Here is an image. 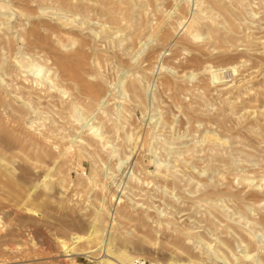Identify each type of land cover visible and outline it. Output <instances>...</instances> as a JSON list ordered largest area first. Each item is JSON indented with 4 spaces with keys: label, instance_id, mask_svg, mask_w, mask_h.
Returning a JSON list of instances; mask_svg holds the SVG:
<instances>
[{
    "label": "rangeland",
    "instance_id": "rangeland-1",
    "mask_svg": "<svg viewBox=\"0 0 264 264\" xmlns=\"http://www.w3.org/2000/svg\"><path fill=\"white\" fill-rule=\"evenodd\" d=\"M76 58L101 85L91 98L63 75ZM119 198L176 199L218 256L264 260V0H0V264H101L100 250L68 251L71 237ZM116 222L111 233L134 224ZM125 236L140 243L122 246L135 259L176 252L154 232Z\"/></svg>",
    "mask_w": 264,
    "mask_h": 264
},
{
    "label": "bare ground",
    "instance_id": "bare-ground-1",
    "mask_svg": "<svg viewBox=\"0 0 264 264\" xmlns=\"http://www.w3.org/2000/svg\"><path fill=\"white\" fill-rule=\"evenodd\" d=\"M187 22V21H186ZM189 23V22H188ZM186 24V23H185ZM192 24V25H191ZM199 21L194 18L191 20V22L186 26L188 29V32L190 30H194L196 27H198ZM185 29V28H184ZM185 29V30H186ZM190 29V30H189ZM29 32L33 35L37 34V31L35 28H31ZM6 44L9 45L10 43L6 41ZM63 56V55H62ZM26 59V65L29 67L34 62V59L31 57H25ZM62 61V59H59ZM83 60L81 58H76L75 61L71 62H63L61 64L62 71L64 72V77L67 79H70L74 81V83L77 86L78 93L87 97H93L97 91L101 88V85L98 82H88L86 79H84L82 75L83 67H82ZM26 67V66H25ZM216 70H211L213 75H215V79L220 80L223 78V76H218L215 73ZM232 71L234 69L232 68ZM42 78V77H41ZM214 78V77H213ZM40 80V79H39ZM37 79L34 80V86H36ZM41 83V80L39 81ZM33 84V82H32ZM41 87V85H40ZM54 85H47L45 84L43 88H39L38 91L34 90L33 93L36 95V100L40 99L39 102H44L45 97L51 96L50 89L53 88ZM130 89L132 91L136 90V86L134 84L129 85ZM43 91V95H40V92ZM63 92L62 89H59V92ZM64 94V93H63ZM70 96V95H69ZM76 97H73L75 99ZM72 100V99H71ZM56 106H58L61 110L71 107L73 103L69 102L66 103L64 101H58L54 103ZM36 109V108H35ZM96 109V108H95ZM34 112V109H32ZM36 111V110H35ZM22 114L29 115L31 112L27 110H21L19 111ZM35 113V112H34ZM37 113V111H36ZM59 118V117H58ZM53 121V120H52ZM7 122L11 125L12 129L16 133H20L21 130L18 128L21 123H23V119L20 116H10L7 117ZM92 128V127H90ZM98 130V129H97ZM96 130L92 131L93 134H95L98 140H101V133H94ZM41 137L48 139L51 137V133L48 131H40ZM212 136V135H211ZM47 141V140H46ZM106 143V142H105ZM107 144V143H106ZM225 144V143H224ZM68 147V146H67ZM69 149V148H66ZM65 149V151H66ZM87 154V153H86ZM81 154L79 153V156ZM82 156V155H81ZM119 166V165H118ZM172 169V168H171ZM138 180V179H137ZM120 184V183H119ZM123 185V184H122ZM116 188H118V185H115ZM121 189V188H119ZM122 190V189H121ZM118 197V196H117ZM121 210H118L116 207L113 209L103 208L102 205L100 208H98L97 211H94L93 213V220L90 224V230L88 231L87 236H82L79 234L74 235L72 242V246L69 247L68 251L75 252V253H82L85 255H91L96 250L104 252L105 257L100 256L101 259H99V263L101 264H134L135 258L129 253L127 249H125L127 246L131 247L133 245L140 246V243L132 241V238H126V235H130L132 232L140 231L141 234L145 238H148L150 236L151 232H154L155 238L156 236L160 238L159 242H161V237H163L165 240L169 239L170 244L172 243L175 247L176 251L172 253L169 257L166 255V260L164 263H160L157 260H154V264H205L203 261L207 259L212 258L213 264H217L216 262H224L225 264H231L228 259L229 256H218L215 252L214 245H211V243H207L204 241V235L202 226L199 225V221L193 219V220H187L182 219L180 220L181 216H178L180 214L181 210L178 206H176V199H170V200H163L161 202V206L155 204V202L152 200L149 203L147 202H131V205H128L124 202V200L119 198L118 201ZM122 203V205H121ZM161 208V209H160ZM173 209V210H172ZM168 210V212H166ZM122 218L127 220V225H129V222H134V224H131L129 229L125 230V227L122 226L123 232L120 231L117 234L111 233L113 231H119V222H116V218ZM113 225V226H112ZM116 226V228H114ZM106 227V229L104 228ZM104 230L106 231L105 237L102 236ZM206 230V229H205ZM208 231V230H207ZM206 231V232H207ZM211 232V231H208ZM208 235V234H206ZM211 235H213L211 233ZM214 241L217 240V237L211 236ZM209 236V235H208ZM206 236V237H208ZM208 237V238H210ZM158 238L156 241H158ZM162 238V239H163ZM208 238H205L208 240ZM150 239V238H149ZM212 239V240H213ZM211 240V238H210ZM143 241L144 240H140ZM169 241H167L169 243ZM217 243L222 244L229 252L231 253V256L234 257V259H239L235 253H232L230 248L228 247V244H225V241H219L217 240ZM91 242H96L97 247H90L91 248H78L83 246L82 244L87 243L90 244ZM215 243V242H214ZM65 245V242L62 243ZM160 244V243H159ZM143 245V243H142ZM153 245H156L153 243ZM66 248H68L67 245H65ZM125 246V248L123 247ZM213 246V247H212ZM142 247V246H141ZM172 247V246H171ZM136 248V247H131ZM155 248V247H154ZM209 250V254L205 257L206 259L202 258L203 249ZM210 248V249H209ZM215 249V250H214ZM245 249V247H244ZM99 251V252H100ZM203 251V252H202ZM218 251V250H216ZM241 251V250H240ZM245 250L241 251L244 252ZM172 252V250H171ZM74 254V253H72ZM179 254L184 255V259L180 258ZM199 254V256H198ZM212 254V256H211ZM103 255V254H102ZM206 255V254H205ZM230 255V254H229ZM191 256H195L197 260H193ZM242 256V257H241ZM155 257V256H154ZM240 258L243 259H249L251 258V254L245 252V254L240 255ZM142 259V258H138ZM156 259V258H155ZM164 260V259H163ZM231 260V259H230ZM205 261V262H206ZM229 261V262H226ZM232 261V260H231ZM256 261L255 264H264V260L256 259L253 260Z\"/></svg>",
    "mask_w": 264,
    "mask_h": 264
},
{
    "label": "built area",
    "instance_id": "built-area-1",
    "mask_svg": "<svg viewBox=\"0 0 264 264\" xmlns=\"http://www.w3.org/2000/svg\"><path fill=\"white\" fill-rule=\"evenodd\" d=\"M134 264H154V263L146 259H135Z\"/></svg>",
    "mask_w": 264,
    "mask_h": 264
}]
</instances>
